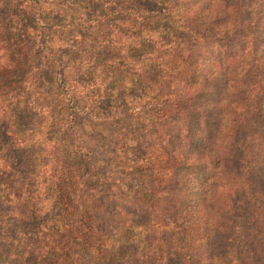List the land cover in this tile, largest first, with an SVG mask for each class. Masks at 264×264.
<instances>
[{
    "label": "trees",
    "instance_id": "1",
    "mask_svg": "<svg viewBox=\"0 0 264 264\" xmlns=\"http://www.w3.org/2000/svg\"><path fill=\"white\" fill-rule=\"evenodd\" d=\"M0 264H264V0H0Z\"/></svg>",
    "mask_w": 264,
    "mask_h": 264
},
{
    "label": "rangeland",
    "instance_id": "2",
    "mask_svg": "<svg viewBox=\"0 0 264 264\" xmlns=\"http://www.w3.org/2000/svg\"><path fill=\"white\" fill-rule=\"evenodd\" d=\"M59 19V17H58ZM67 20V19H66ZM188 219H190V217L188 216ZM187 219V220H188ZM140 231V228H127V229H123L119 235L117 236L120 242L123 243H130L133 240H136V238L138 237V232ZM233 256V255H232ZM238 256H235V258H237Z\"/></svg>",
    "mask_w": 264,
    "mask_h": 264
}]
</instances>
